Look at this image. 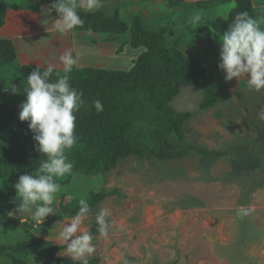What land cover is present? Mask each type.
<instances>
[{"label":"rangeland","instance_id":"rangeland-1","mask_svg":"<svg viewBox=\"0 0 264 264\" xmlns=\"http://www.w3.org/2000/svg\"><path fill=\"white\" fill-rule=\"evenodd\" d=\"M19 1L0 0V7H14ZM252 4L253 18L264 19V0H252ZM165 7L168 8L167 4ZM215 13L221 16V8ZM155 17L153 22L160 25L155 30L168 37V45L181 49L183 44V49L188 50L182 51L186 57L202 65H212L220 58L219 37L213 39V32L214 45L209 49L200 36L188 31L189 25L181 26L174 21V28L169 29L171 22L168 23L166 10ZM164 19L167 27L161 23ZM210 23L205 22L204 26ZM126 37L129 38V33ZM109 42L100 44L99 53L78 55V66L73 69L128 70L137 50L128 47L122 52L123 38L116 46ZM20 51V56H24L23 46ZM34 51L29 59L21 56L19 60L16 52L15 63L0 72V111L6 100L5 89L17 80L18 63L41 67L51 64L57 71H63L58 60L52 63L48 55L52 51L47 48ZM130 51H134L132 61H128ZM225 75L222 71L218 77L223 89L215 107L201 111L202 93L193 88H182L172 102L175 111L192 113L183 128L182 149L188 151L187 156L167 161L130 156L108 173L95 176L71 173L58 178L62 191L54 204L60 196L67 203L85 199L92 192L115 191L94 208L82 226L91 232L95 214L101 208L109 211V235L92 234L96 250L89 260L97 258V264H264V89L249 88L246 76L229 81ZM7 130H1L0 135ZM19 203L15 188L7 195L0 180V216L4 213L12 222L0 226V245L36 237L65 246L57 237L67 219L46 228L30 219L21 223L28 214L19 215ZM59 254L71 258L65 250ZM0 259V264H9L5 258ZM27 261L41 264L34 256Z\"/></svg>","mask_w":264,"mask_h":264},{"label":"trees","instance_id":"trees-1","mask_svg":"<svg viewBox=\"0 0 264 264\" xmlns=\"http://www.w3.org/2000/svg\"><path fill=\"white\" fill-rule=\"evenodd\" d=\"M229 1L232 0L191 3L167 0V5L168 8L183 9L184 23L187 25L186 15L190 9L214 8ZM51 2L52 0H25L21 7L35 12L41 7H49ZM233 2L234 8L226 19L218 18L208 27L187 28L188 31L200 36L207 48H213L212 31L222 34L239 12L247 11L254 17L251 0ZM79 14L84 23L76 28L78 31L117 36L129 33L127 45L142 51L128 70L93 67L72 69L70 83L84 93L87 104L76 113L77 143L67 153L73 163L71 173L83 176L108 173L119 161L130 156L162 161L187 156L188 151L182 149L185 138L183 128L192 118V113L175 111L171 106L172 102L182 88H193L202 93L199 104L201 111L215 107L218 94L223 89L218 81L219 74L223 71L218 67L220 58L212 65H202L186 57L175 46L167 47L165 37L145 29L140 18L135 17L130 25L123 22L117 10L111 14L100 10L91 13L81 11ZM5 15L6 8L1 6L0 29L4 25ZM15 60L13 43L0 38V67ZM35 68V65L30 64L20 66L16 82L5 89L6 100L0 114V132L4 128L8 130L0 135V180L3 190L9 196L14 191L13 185L19 176L34 175L39 160L45 158L36 150L35 134L29 129V122L19 120L20 105L26 100V76ZM55 72L62 73L56 69ZM12 86L17 89L15 93L11 91ZM93 99L102 102V111L98 112L94 108ZM114 193L115 191L109 193L104 190L92 192L85 200L93 211L100 202ZM53 206L55 214H50L43 225L39 226L52 227L75 215L79 209V200L64 203V196H60ZM10 223L11 220L2 213L0 226ZM91 232L99 236L95 221ZM64 249L65 246L30 237L15 244L0 245V258H5L9 264H28L27 258L30 256L36 257L41 264H78L59 254ZM97 263V258L89 260V264Z\"/></svg>","mask_w":264,"mask_h":264},{"label":"clouds","instance_id":"clouds-1","mask_svg":"<svg viewBox=\"0 0 264 264\" xmlns=\"http://www.w3.org/2000/svg\"><path fill=\"white\" fill-rule=\"evenodd\" d=\"M103 7L102 0H52L43 9L51 20L55 10L57 18L51 22L54 31L67 35L84 21L80 12H95ZM199 20L195 17L193 21ZM264 19H254L247 11L235 15L226 31L219 36L220 63L218 67L226 75V80L247 77V86L255 91L264 89ZM63 71L55 72V66L46 64L36 68L26 76V100L20 105L19 120L28 121L29 129L35 134L36 150L44 159L39 160L34 175H20L13 185L16 198L20 200L17 212L27 213L21 223L30 219L35 225H43L50 214H55L54 202L62 191L58 178L71 174L73 163L67 153L77 143L75 135L76 113L87 104L82 91L72 87L71 72L78 64V55L66 49L59 55ZM55 72V79L53 73ZM11 91H17L15 86ZM92 105L100 112L102 102L93 99ZM92 212L91 206L83 198L79 209L67 219L58 232V239L65 245V252L78 264H89L95 252L93 235L83 226ZM109 211L101 208L95 214L97 232L107 237L111 229Z\"/></svg>","mask_w":264,"mask_h":264},{"label":"crops","instance_id":"crops-1","mask_svg":"<svg viewBox=\"0 0 264 264\" xmlns=\"http://www.w3.org/2000/svg\"><path fill=\"white\" fill-rule=\"evenodd\" d=\"M23 1L25 0L19 1V3L15 5L14 7L7 8L4 6L6 8L5 21H4L3 27L0 29V38L8 39L13 43L16 49V52H18L17 54L18 60L22 56V55L20 56L21 46H23V49H24V56H22V58L24 57V59H27V57L29 59L30 58L29 56L33 55L34 49H37L34 51L36 52L38 51V49L47 48L48 51H52V53L48 54L49 57H51L52 59V63H55L56 62L55 60L59 61L58 59L59 55L63 53L66 49H72L74 51V54H77V55H80L81 53L83 54L94 53V52L99 53L100 48H102L101 45L108 44L110 43L109 41H111L113 43L111 45L116 46V43L117 45H119L118 43H121L122 38L124 41L123 43H125L124 46L122 45L124 47V49H122V52H124V50L128 49L129 47L127 45L129 38L126 37V34L117 36V35H109V34L91 33V32L78 31L75 28L74 31H72L71 33L67 35H59L54 31V29L51 26V22L54 21L57 17L56 15H54L56 13L55 10H53L50 13L51 20H49L48 16H45L43 13V9L46 7H41L35 12L30 11V10H23L21 7V4ZM186 1L191 3V2L205 1V0H186ZM102 4H103V7L99 9L100 11L102 10L103 12L105 11L106 14H111L114 10H117L120 20L127 23L128 25L131 24V22L133 21L135 17H138L141 19L145 29L154 31L159 34H161L160 31L155 30V29L160 28V25L153 21L156 20L155 16H160V13L165 10L167 11L168 23L171 22V24L168 25L165 19L161 20V23L162 24L164 23L163 25L165 27H167L166 25H168V28L172 30L175 26L174 21H176L178 25L180 23L181 26L185 24L184 23V16H185L184 13L185 12H183L184 10L181 9L182 11H180L177 8H170V10L176 9L178 11L177 14L176 13L171 14L168 8L166 7L164 8V4L165 5L167 4V1L164 2V0L163 2L160 0H102ZM220 8H221L222 15L216 16L217 13H215V11L217 9L220 10ZM233 8H234V2L232 0V1L221 4L214 8L192 9L191 12L188 11L189 21L187 25L190 26L189 27L190 29H194L196 27L204 26L205 22H213L214 20L218 18L226 19L228 13ZM161 9H163V11L160 12ZM85 13H89V12H85ZM124 16H126L125 20H123ZM206 16H212V17L210 19H207ZM195 17H199V20H196L194 22L195 26L190 25V21H193ZM191 23L193 24V22ZM220 35L221 34L213 32L212 37L214 39V37L216 38V37H219ZM163 36L166 39L167 47H170V45H168V37L166 35H163ZM92 43L93 45L91 46ZM27 47H30V49L31 48H34V49L29 50ZM180 47L181 49L179 50L182 52L184 50L183 44H180ZM185 50L188 51L187 49ZM141 51L142 50L140 49L137 50L136 57ZM119 52H121V48ZM130 56L131 57L128 58V61L129 60L132 61V59L134 58V51H130ZM14 63L15 62H13V64ZM9 65L0 67V72L2 70L4 71L6 67H8ZM18 65H19L18 67H20L22 65H27V64L18 63ZM118 65H121L120 61ZM78 68L80 69V68H85V67H78ZM0 114H1V111H0Z\"/></svg>","mask_w":264,"mask_h":264}]
</instances>
